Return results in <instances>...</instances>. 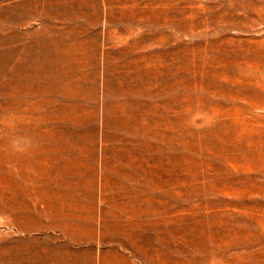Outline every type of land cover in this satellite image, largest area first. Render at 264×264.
I'll return each mask as SVG.
<instances>
[{"label": "rangeland", "instance_id": "obj_1", "mask_svg": "<svg viewBox=\"0 0 264 264\" xmlns=\"http://www.w3.org/2000/svg\"><path fill=\"white\" fill-rule=\"evenodd\" d=\"M91 218L264 264V0H0V264Z\"/></svg>", "mask_w": 264, "mask_h": 264}, {"label": "crops", "instance_id": "obj_2", "mask_svg": "<svg viewBox=\"0 0 264 264\" xmlns=\"http://www.w3.org/2000/svg\"><path fill=\"white\" fill-rule=\"evenodd\" d=\"M98 175H100V172H98ZM100 191L107 192L108 190L103 189ZM105 222L100 220L93 222L91 218V222H85V228L81 227L82 224L73 225L72 223L63 226L64 231L69 230L72 233L68 234L63 231L55 237L46 235L47 241L50 239L59 247L29 248L24 254L15 251L13 261L10 259L2 261V257L7 256L1 253V264L7 262L9 264H142L135 257L127 254L129 251L126 248L118 244L117 231H103L102 225ZM116 223L117 219H113V226ZM23 224H26V222ZM37 230L38 223L37 227L34 222L29 224L31 234L37 232ZM77 231L80 233L84 231V233L76 234Z\"/></svg>", "mask_w": 264, "mask_h": 264}]
</instances>
